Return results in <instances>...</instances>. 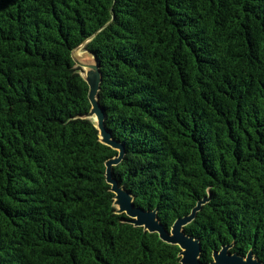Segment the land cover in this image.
Wrapping results in <instances>:
<instances>
[{"label": "trees", "instance_id": "obj_1", "mask_svg": "<svg viewBox=\"0 0 264 264\" xmlns=\"http://www.w3.org/2000/svg\"><path fill=\"white\" fill-rule=\"evenodd\" d=\"M102 74L113 175L201 260L264 261V0H0V264H182L119 213L73 52Z\"/></svg>", "mask_w": 264, "mask_h": 264}, {"label": "water", "instance_id": "obj_2", "mask_svg": "<svg viewBox=\"0 0 264 264\" xmlns=\"http://www.w3.org/2000/svg\"><path fill=\"white\" fill-rule=\"evenodd\" d=\"M88 55L95 70L94 76L85 78L89 85V100L91 103V112L88 117L95 118L101 141L118 151L117 157L106 162V181L111 185V191L115 194V204L118 207V212L125 213L132 219L131 223L135 226L144 227L145 230L151 233H157L162 241L179 246L182 264H264V261L258 259L253 251H249L245 256L231 252L232 245H224L219 251L215 250L213 259L209 263H204L201 260L202 247L200 240L188 235L184 228L196 218L203 205L209 202V196L199 200L188 215L176 219L170 230L161 222L156 210H145L136 205L134 198L119 184L113 175L114 167L121 163L126 151L124 145L113 139L112 133L105 126L106 113L96 97L100 90L102 74L96 59L91 54L88 53ZM74 60L76 62L75 58ZM91 78L95 80L93 85L91 84Z\"/></svg>", "mask_w": 264, "mask_h": 264}, {"label": "rangeland", "instance_id": "obj_3", "mask_svg": "<svg viewBox=\"0 0 264 264\" xmlns=\"http://www.w3.org/2000/svg\"><path fill=\"white\" fill-rule=\"evenodd\" d=\"M74 58L76 59L77 65L81 69V74L84 78H90L94 76L95 70L93 68V63L88 55V52L85 50L84 45L77 48L74 52ZM93 78H91V84L93 85ZM97 97V96H96Z\"/></svg>", "mask_w": 264, "mask_h": 264}]
</instances>
